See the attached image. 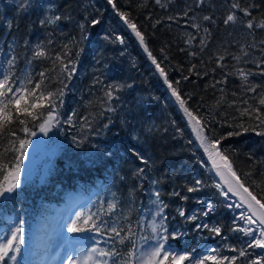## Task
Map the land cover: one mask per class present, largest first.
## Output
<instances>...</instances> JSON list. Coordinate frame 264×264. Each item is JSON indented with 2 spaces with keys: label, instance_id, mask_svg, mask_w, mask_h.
I'll return each instance as SVG.
<instances>
[{
  "label": "trees",
  "instance_id": "16d2710c",
  "mask_svg": "<svg viewBox=\"0 0 264 264\" xmlns=\"http://www.w3.org/2000/svg\"><path fill=\"white\" fill-rule=\"evenodd\" d=\"M21 3L0 0V72L8 69L7 61L15 56L10 71L17 76L30 72L34 81H39V73L44 71L42 87L53 92L63 89V95L58 99L62 104L54 113L44 153L39 155L42 161L37 175L21 177L31 143L24 147L23 155L13 149L19 148L21 139L32 142L41 133L39 125L46 119L47 109L36 110L45 113L41 119L27 117L26 125H10L15 135L7 130L0 135V184L17 162L21 180L19 188L0 200V234L10 232L14 220H22L26 241L38 219L50 221L68 206L67 197L75 194L83 199L76 215L95 213L94 219L114 223L120 230L118 237L107 230L97 236L101 241L98 247L115 248L127 259V250L135 242V261L140 264L142 246L146 245L142 237L153 236L157 205L152 201L154 192L159 191L167 217L163 223L170 233H184L168 242L174 254L189 252L198 259L216 254L222 258L238 256L231 247L246 249L236 264H251L264 255V249L247 248L249 238L234 231L248 226L240 219L243 207H229L240 200L231 194L225 199L216 187L221 183L193 131L195 121H189L172 95L174 88L184 106L199 119L203 134L209 141H218L219 151L240 181L264 203V135H257L264 132V125L242 114L249 106L261 107L258 99L264 93V28L258 27L264 22V0H161V4L155 0H113L115 7L109 0H32L27 10ZM232 3L248 8L251 16L232 9ZM232 12L238 20L226 24ZM56 16L60 20L49 22ZM206 16L211 19L205 20ZM8 20L11 29L6 26ZM125 20L136 25L144 44ZM248 21L253 23L252 29L246 27ZM36 44L53 58L60 55L65 62H74L71 79L60 72L59 62L54 72L49 59L29 64ZM237 56L241 59H235ZM239 69L248 73L247 82ZM249 85L260 87L252 92ZM108 90L113 91L111 99ZM24 126L29 132L21 131ZM140 156L149 163H142ZM139 169H144L143 173ZM189 188L197 190L189 192ZM113 202L116 208L109 214L107 208ZM209 205L213 210L205 216ZM181 211L185 215H180ZM160 223L157 217L156 224ZM205 224L221 228V235L203 228ZM89 226L80 222V227ZM71 236L96 235L85 231ZM151 243L149 240L147 245ZM17 259L20 264L26 260L42 264V251L35 250L28 257L22 248Z\"/></svg>",
  "mask_w": 264,
  "mask_h": 264
},
{
  "label": "snow or ice",
  "instance_id": "6c2138e0",
  "mask_svg": "<svg viewBox=\"0 0 264 264\" xmlns=\"http://www.w3.org/2000/svg\"><path fill=\"white\" fill-rule=\"evenodd\" d=\"M157 4H161V0H155ZM109 3H113V0H109ZM203 3V0H201ZM32 4V0H22L21 8L27 10ZM163 6V5H161ZM113 7L115 4L113 3ZM232 9H238L243 12L244 16H251V12L248 8H241L239 3H232ZM121 19L125 18L124 13H119ZM205 20H210L211 17H204ZM60 20L59 16H56L54 20L49 22L54 23L55 21ZM238 17L235 12L227 15L225 23H236ZM128 27L133 30L135 35L139 37L140 43L144 44V38L142 34L136 30V25L134 23L128 22ZM7 28L11 29L12 21L8 20L5 22ZM44 21H41L43 25ZM99 23V21H96ZM196 27H199L196 25ZM248 29L254 27L251 21L246 23ZM258 27L264 28V22H261ZM207 31V29H205ZM123 41H121L122 43ZM145 51L148 52L147 47L145 46ZM149 57L151 58V52H148ZM248 53L244 52V56H247ZM36 59H49L52 60L54 67L50 71H56V63L59 62L60 72L67 73V79H71V76L75 72V64L72 61L65 62V59L56 55L54 58L49 55V53L44 49L41 44H36L33 51L32 58L28 61L29 64ZM219 59L223 60L224 57L220 56ZM235 59L239 60L241 57L237 56ZM16 57L12 56L11 59L7 61L8 69L0 72V135L4 133L5 130L8 131L9 135H15V131L10 128V125L17 123L19 125H26V118L31 117L33 120L41 119L45 113L43 111L37 112V109H47L46 119L39 125L41 132L47 133L49 128L52 126V122L55 120L54 113L57 108L62 104V100L58 99L63 95V89H58L56 92H53L47 88L45 85L46 81V72L41 71L39 73V81H34L30 72H25L21 76H17L15 72L10 71V69L15 67ZM153 64L156 65V68L159 70L160 75L165 78V82L168 83L165 72L156 60L152 59ZM71 65V67H70ZM241 78L247 82L248 73H245L243 69L238 70ZM264 75V73H261ZM48 79H52L48 77ZM169 88H172V85L168 84ZM66 87V85H65ZM260 85H249L248 90L256 92V89ZM119 90V89H116ZM106 95L109 99L113 96V91L108 90ZM172 95L176 97V100L179 102L180 107L183 109L185 114L189 117V121H195L192 125L193 131L196 132L197 138L201 142V146L204 148V151L208 154V159L212 162L213 168L216 169V174L220 176L223 184L226 185V190L221 184H216V187L221 190L222 195L225 199L229 198V194L232 196L239 197L240 203L233 202L229 207L242 208L243 211L240 214V219L245 221L248 225L247 227H237L234 231L242 232L246 237L249 238L247 243V248H259L264 249V203L261 200L257 199L248 187L240 181L236 172L232 170V166L228 161V158L221 154L218 149V141H209L204 133V129L200 124L199 119H197L193 114L184 106L185 101L177 93L176 89L172 88ZM247 103V102H245ZM258 103L261 107L249 106L243 110L242 114L247 115L250 119H255L259 121L260 125H264V93L259 96ZM111 110V109H110ZM25 119H21V117ZM259 126V125H258ZM246 130V129H245ZM21 131L29 132L28 127L24 126L21 128ZM30 135H35L34 132H31ZM257 135H264V132H257ZM31 141L27 139H21L19 141V148L13 149V151H19L23 155L24 147L30 144ZM139 156V153H137ZM141 162L148 164L149 161L144 159V157H139ZM219 161V162H218ZM144 169H139L140 173H143ZM155 183V181H153ZM197 184L202 183L200 180L196 181ZM20 162H17L14 169L4 177V184H0V200H5L9 195H11L17 188L20 187ZM196 188H189V192L196 191ZM154 196L156 197L152 203L157 205V210L153 216L152 221V237H142L145 241V244L151 240L153 242L152 246L148 248L147 251H142L139 256L140 264H183V262L188 261L189 264H206V261H211V264H236L238 257H243L246 255V249L241 248L237 249L231 247L230 251L238 252V256H224L219 257L218 255H206L202 258L193 257L189 252H184L183 254H173V251L167 246L170 239L178 240L184 236V233H170L166 224L163 221H166L167 217L163 215V208L165 205L160 201V192L155 191ZM116 208V203H110L107 208V212L111 214ZM213 209L209 205L208 211L203 214L207 216L209 212ZM95 213L89 212L88 216L85 217L84 213L76 215L74 220L69 222L67 231L73 234L81 232H92L96 236L103 235L104 232L110 231L116 237L120 235V230L115 226L114 223L109 224L108 221H101L94 219ZM180 215H185L183 211L180 212ZM161 219L159 225L156 224V218ZM195 219V217H192ZM80 222L84 225H90L89 227H80ZM15 225L10 232L0 234V264H20V261L17 257L21 254L22 248L26 247V241L24 236V227L23 221L19 222L13 221ZM254 226V227H253ZM203 228L208 229L211 233L216 236L221 235V228L219 227H209L205 224ZM120 243L123 244L124 240L121 239ZM143 247V246H142ZM194 252L195 249H192ZM216 249H212L213 253H216ZM125 253L118 251L115 248L107 249L100 247H91L89 250L82 251L79 256L73 258L68 256L66 264H136L135 257L137 256L135 242L132 243L131 248L127 250L126 256ZM264 262V255H261L259 259L251 261V264H262Z\"/></svg>",
  "mask_w": 264,
  "mask_h": 264
},
{
  "label": "rangeland",
  "instance_id": "374dc122",
  "mask_svg": "<svg viewBox=\"0 0 264 264\" xmlns=\"http://www.w3.org/2000/svg\"><path fill=\"white\" fill-rule=\"evenodd\" d=\"M50 130L51 128H49L47 133L41 132L31 142V150L25 163L26 166L21 172V177L25 178L30 175H37L40 162L42 161L39 155L44 153V145ZM199 143L201 144L200 140ZM76 213L77 210H65L57 214L56 218L49 223L46 220H37L28 233L26 247L30 249L29 251L24 249L25 253L28 254L32 250L44 251L43 264H66L68 256L75 258L82 251L89 250L94 246L96 247L98 243L96 239H89L87 244L78 246L69 240L70 232L67 231V227L69 226V222L75 218Z\"/></svg>",
  "mask_w": 264,
  "mask_h": 264
},
{
  "label": "water",
  "instance_id": "95a60500",
  "mask_svg": "<svg viewBox=\"0 0 264 264\" xmlns=\"http://www.w3.org/2000/svg\"><path fill=\"white\" fill-rule=\"evenodd\" d=\"M215 169V168H214ZM218 176V175H217ZM219 181L223 184V181L221 180L220 176H218ZM224 185V184H223ZM226 187V185H224Z\"/></svg>",
  "mask_w": 264,
  "mask_h": 264
}]
</instances>
